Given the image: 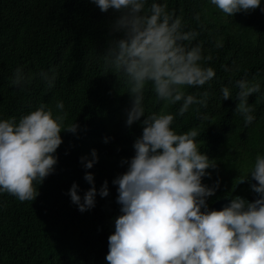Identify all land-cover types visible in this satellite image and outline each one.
I'll return each mask as SVG.
<instances>
[{
	"label": "trees",
	"instance_id": "1",
	"mask_svg": "<svg viewBox=\"0 0 264 264\" xmlns=\"http://www.w3.org/2000/svg\"><path fill=\"white\" fill-rule=\"evenodd\" d=\"M167 4L169 11L183 17L185 31L199 32L193 44L202 45L205 57L211 56L206 66L216 72L203 87L187 89L198 97L206 91L207 105H193L173 125L180 133L197 129L201 150L217 161V168L208 170L211 177L203 179L209 186L220 182L208 198L210 206L232 191L246 162L264 152V95L249 97L256 117L251 125L235 114L234 100L241 79L260 82L264 93V3L232 17L208 0H167ZM118 15L111 9L101 12L91 0H0V119L19 120L40 104L55 114L56 104L63 101L65 125H78L76 133L61 132L55 171L36 185L34 201L0 194V264H108L109 236L121 215L118 186L112 181L127 170L122 162L134 156L133 144L142 135L145 119L127 126L128 86L105 70L103 54L109 41L120 35L111 31ZM218 41L221 47H216ZM18 67L30 78L22 88L11 82ZM42 70L58 73L53 88L40 79ZM225 86L233 99L222 100ZM179 106L168 111L175 113ZM145 108L146 114L159 112L163 102L149 90ZM92 149L99 160L85 169L81 157L91 159ZM86 172L94 174L97 196L95 207L81 212L69 190L75 182L83 197L91 187L84 179ZM105 180L109 195L101 197ZM245 185L240 183L238 190Z\"/></svg>",
	"mask_w": 264,
	"mask_h": 264
},
{
	"label": "clouds",
	"instance_id": "2",
	"mask_svg": "<svg viewBox=\"0 0 264 264\" xmlns=\"http://www.w3.org/2000/svg\"><path fill=\"white\" fill-rule=\"evenodd\" d=\"M101 12L119 13L111 25L118 38L109 41L103 54L105 70L122 78L128 86L131 106L127 109V126L142 121V135L135 139L134 156L122 163L127 170L112 183L117 187L121 205L109 236L108 264H264V152L245 164L237 182L251 176V187L258 199L247 201L233 196L221 209H209L208 198L215 195L213 186L203 183L211 177L209 169L217 161L201 150L197 129L177 132V116L183 117L193 105H207L208 93L199 97L187 91L211 81L215 70L206 66L202 45L193 44L197 31H185L182 16L169 11L167 0H91ZM225 16L260 8L264 0H208ZM264 11V9H261ZM197 21L200 16L195 17ZM222 41L216 43L221 47ZM40 79L48 88L55 86L58 73L41 71ZM12 84L24 87L30 78L17 68ZM235 114L246 125L256 119L249 97L262 94L261 83L241 79L236 82ZM151 90L163 102L159 112L146 114L145 94ZM222 100L233 99L232 90L221 89ZM180 105L175 113L168 109ZM56 113L45 104L16 117L0 119V194L8 193L20 202L34 201L36 185L55 171L57 149L62 131L76 133L78 125L66 126L63 101ZM108 142V138H105ZM99 160L96 149L91 159L81 157L85 169ZM240 176V175H239ZM84 179L91 187L79 194V185L69 190L79 211L95 207L97 188L94 174ZM101 197L109 195L108 181L99 189Z\"/></svg>",
	"mask_w": 264,
	"mask_h": 264
},
{
	"label": "water",
	"instance_id": "3",
	"mask_svg": "<svg viewBox=\"0 0 264 264\" xmlns=\"http://www.w3.org/2000/svg\"><path fill=\"white\" fill-rule=\"evenodd\" d=\"M243 182H248L249 185L251 186L252 184H255L257 183L253 178H251V176H249L248 179H246L245 181ZM242 183V182H236L234 183L233 187H232V191H234L238 186L239 184ZM233 197H231L230 195H225V196H221L220 198H217L215 199L211 205L209 206V209H216V210H219L221 209L225 204H228L230 203L231 199ZM253 198L254 200L255 199H258V196H256L255 194L253 195Z\"/></svg>",
	"mask_w": 264,
	"mask_h": 264
},
{
	"label": "flooded vegetation",
	"instance_id": "4",
	"mask_svg": "<svg viewBox=\"0 0 264 264\" xmlns=\"http://www.w3.org/2000/svg\"><path fill=\"white\" fill-rule=\"evenodd\" d=\"M245 183H246V185L243 186L240 190H238V187H237L234 191H231L227 195H230L231 197L239 196V197H242L249 202L254 201L253 195L255 194L256 196H258V194L253 191L252 187L249 185L248 182H245Z\"/></svg>",
	"mask_w": 264,
	"mask_h": 264
}]
</instances>
